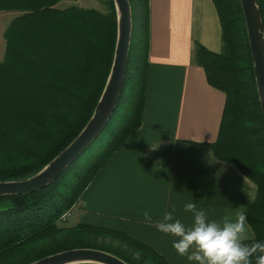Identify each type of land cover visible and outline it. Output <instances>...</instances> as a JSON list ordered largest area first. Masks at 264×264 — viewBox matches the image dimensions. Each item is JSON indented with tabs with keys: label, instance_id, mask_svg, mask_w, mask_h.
<instances>
[{
	"label": "trees",
	"instance_id": "trees-1",
	"mask_svg": "<svg viewBox=\"0 0 264 264\" xmlns=\"http://www.w3.org/2000/svg\"><path fill=\"white\" fill-rule=\"evenodd\" d=\"M59 1L0 0V10L20 12L5 30L6 53L0 61V181L30 177L61 152L91 118L110 73L117 41L114 0H101L108 12L79 5L59 8ZM259 1L264 24V0ZM130 2L132 40L116 110L101 135L52 184L30 194L0 196V264H28L79 247L109 251L129 264H170L126 232L83 223L57 225L142 123L149 0ZM213 2L223 49L202 44L195 49L209 83L226 94L211 147L217 158L236 165L258 185L246 212L256 240L264 241V118L254 61L240 0Z\"/></svg>",
	"mask_w": 264,
	"mask_h": 264
},
{
	"label": "crops",
	"instance_id": "crops-1",
	"mask_svg": "<svg viewBox=\"0 0 264 264\" xmlns=\"http://www.w3.org/2000/svg\"><path fill=\"white\" fill-rule=\"evenodd\" d=\"M19 13L0 10V61L6 53L5 30ZM148 17L142 123L85 188L73 220L75 225L126 232L170 264H194L173 248L176 237L155 226L164 213L175 209L174 217L190 225L193 215L184 211L188 202L218 221L252 204L242 190L246 174L217 158L211 147L226 94L209 83L195 59L197 44L216 52L223 49L222 26L213 0H149ZM145 210L153 218L151 226L144 220Z\"/></svg>",
	"mask_w": 264,
	"mask_h": 264
},
{
	"label": "water",
	"instance_id": "water-1",
	"mask_svg": "<svg viewBox=\"0 0 264 264\" xmlns=\"http://www.w3.org/2000/svg\"><path fill=\"white\" fill-rule=\"evenodd\" d=\"M117 41L105 87L94 112L81 132L40 171L20 180L0 181V196L30 194L56 181L101 135L118 105L129 61L133 22L130 0H114ZM254 61L253 70L264 118V24L259 0H240ZM28 264H129L102 249L79 247L56 252Z\"/></svg>",
	"mask_w": 264,
	"mask_h": 264
},
{
	"label": "clouds",
	"instance_id": "clouds-1",
	"mask_svg": "<svg viewBox=\"0 0 264 264\" xmlns=\"http://www.w3.org/2000/svg\"><path fill=\"white\" fill-rule=\"evenodd\" d=\"M158 146L152 145V148ZM242 190L250 203L255 200L259 188L245 175ZM184 211L192 213V224L187 225L174 217L173 209L165 212L163 221L155 225L161 233L177 238L172 245L178 255L194 264H264V241L256 240L245 208L238 209L234 217L225 215L219 221L210 220L206 211L193 202L186 203ZM143 215L145 222L151 226L153 218L150 212L145 210Z\"/></svg>",
	"mask_w": 264,
	"mask_h": 264
},
{
	"label": "rangeland",
	"instance_id": "rangeland-1",
	"mask_svg": "<svg viewBox=\"0 0 264 264\" xmlns=\"http://www.w3.org/2000/svg\"><path fill=\"white\" fill-rule=\"evenodd\" d=\"M80 5L83 7H87V8H98L104 12H108L109 8L106 5V3L101 2V0H62L58 6L63 8L69 5ZM12 13H17V12H12ZM5 45V43H4ZM4 59V57H2ZM106 135H103L95 144V148L94 149H98L99 145L102 144V139H104ZM104 141V140H103ZM76 214V213H75ZM75 216V215H74ZM74 216L72 218H69L67 221L64 222H57V225L59 227H70V226H74L75 221L73 220ZM71 220H73L74 222H72Z\"/></svg>",
	"mask_w": 264,
	"mask_h": 264
},
{
	"label": "built area",
	"instance_id": "built-area-1",
	"mask_svg": "<svg viewBox=\"0 0 264 264\" xmlns=\"http://www.w3.org/2000/svg\"><path fill=\"white\" fill-rule=\"evenodd\" d=\"M80 202H76L71 208H69L68 210H66L61 216H60V222H64L67 221L69 218H72L75 213L77 208L79 207Z\"/></svg>",
	"mask_w": 264,
	"mask_h": 264
}]
</instances>
